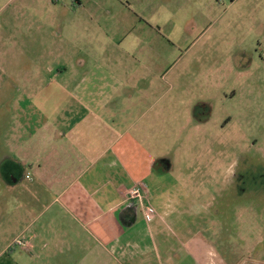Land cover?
<instances>
[{
  "label": "crops",
  "instance_id": "1",
  "mask_svg": "<svg viewBox=\"0 0 264 264\" xmlns=\"http://www.w3.org/2000/svg\"><path fill=\"white\" fill-rule=\"evenodd\" d=\"M125 5L119 30H85L76 18V30L43 36L56 45L45 48L44 64H11L31 76L0 79L17 93L0 98L11 111L0 113V264H198L195 220L184 219L195 214L170 198L157 202V180L147 182L163 175L148 155L152 120L176 109L181 96L167 97L171 88L190 86L167 78L175 63L166 70L161 52L163 23L180 2ZM133 187L141 202L129 198ZM17 237L26 246L8 248Z\"/></svg>",
  "mask_w": 264,
  "mask_h": 264
},
{
  "label": "rangeland",
  "instance_id": "2",
  "mask_svg": "<svg viewBox=\"0 0 264 264\" xmlns=\"http://www.w3.org/2000/svg\"><path fill=\"white\" fill-rule=\"evenodd\" d=\"M52 1L0 0V50L7 51L0 55V79L31 76L9 70L11 64H44L45 48L56 45L43 36L76 30V18L85 30L117 31L127 25L125 2H180L163 23L169 38L161 52L166 70L175 63L167 78L190 86L171 88L167 97L181 96L176 109L170 104L164 118L152 120L148 155L163 175L150 174L147 182L157 180V202L170 198L195 214L183 216L195 220L198 264H264V0ZM76 48L67 45L71 54ZM52 79L56 85L61 77ZM3 87L0 98L11 101L16 88ZM5 110L11 113L8 103L0 106Z\"/></svg>",
  "mask_w": 264,
  "mask_h": 264
},
{
  "label": "built area",
  "instance_id": "3",
  "mask_svg": "<svg viewBox=\"0 0 264 264\" xmlns=\"http://www.w3.org/2000/svg\"><path fill=\"white\" fill-rule=\"evenodd\" d=\"M128 196H129V198H137L139 202L142 201V195L140 193L139 188H136V187L131 188L128 192ZM143 208H144V212H145L147 218L150 219L152 213L154 212L153 207L151 205H144ZM14 246H18V247L23 248L26 246V242L22 238L17 237V238L12 240V242L10 243L8 248H12Z\"/></svg>",
  "mask_w": 264,
  "mask_h": 264
}]
</instances>
